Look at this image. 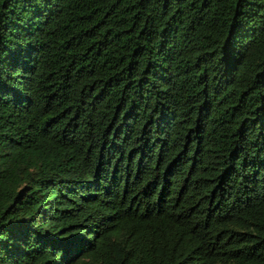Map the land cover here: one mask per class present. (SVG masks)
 <instances>
[{
  "label": "trees",
  "instance_id": "16d2710c",
  "mask_svg": "<svg viewBox=\"0 0 264 264\" xmlns=\"http://www.w3.org/2000/svg\"><path fill=\"white\" fill-rule=\"evenodd\" d=\"M0 264H264V0H0Z\"/></svg>",
  "mask_w": 264,
  "mask_h": 264
}]
</instances>
